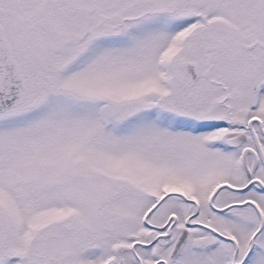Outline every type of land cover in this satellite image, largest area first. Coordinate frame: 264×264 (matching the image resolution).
Listing matches in <instances>:
<instances>
[{"label": "snow or ice", "instance_id": "snow-or-ice-1", "mask_svg": "<svg viewBox=\"0 0 264 264\" xmlns=\"http://www.w3.org/2000/svg\"><path fill=\"white\" fill-rule=\"evenodd\" d=\"M0 264H264V0H0Z\"/></svg>", "mask_w": 264, "mask_h": 264}]
</instances>
